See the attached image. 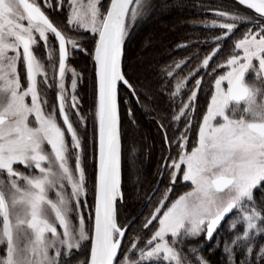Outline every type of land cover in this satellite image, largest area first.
<instances>
[{
    "label": "snow or ice",
    "instance_id": "1",
    "mask_svg": "<svg viewBox=\"0 0 264 264\" xmlns=\"http://www.w3.org/2000/svg\"><path fill=\"white\" fill-rule=\"evenodd\" d=\"M44 3L53 6L49 0ZM238 3L252 10L251 14L217 12L218 17L233 22H210L226 31L211 38L215 47L187 75L172 80L191 56L160 69L164 81L160 91L170 85L173 89L166 93L171 114L165 111L152 118L163 130L167 151L162 145L156 168L159 178L146 186L137 163L135 137L139 126L135 105L150 111L151 90L137 79L134 69L124 70L123 57L133 28L151 14L155 5L151 0H109L105 10L102 0H88L87 4L69 0L67 24L73 31H90L94 40L89 55L94 63L95 111L89 137L76 95L82 77L71 69L70 98L64 84L71 53L88 51L83 48V40L66 35L36 0H0V245L5 253L0 264H64L74 250L89 244L90 255L77 264H192L183 251L184 245L203 236L204 242L215 237V247H220L221 238L216 233L230 216L226 229L229 236L224 238L222 249L225 264H264V244L256 245V240L264 236V0ZM55 7L62 8L63 0ZM199 23L209 25L208 21ZM240 24L251 27L234 41L231 54L213 67L210 62L223 50L220 42L230 38ZM37 34L45 44L49 62L54 55L49 34L58 42V114L55 106L45 110L47 101L38 91V75L43 73L47 79L48 73L33 50L38 44ZM192 43L186 41L177 48ZM21 60L26 69V86L18 71ZM201 69L215 79L198 122L197 138L189 150L188 133L193 127L203 76L196 78L191 88L186 82ZM217 70H221L219 75ZM121 84L128 90L123 102L131 127L128 182L136 197L144 190L139 212L145 207L148 210L139 231L133 227L139 212L126 214L125 222L120 221L127 203ZM184 91L190 92L186 100ZM141 95L148 98V103L141 101ZM70 109L75 110L78 124L83 125L80 131L70 119ZM58 117H62V124ZM184 121L187 123L183 130L178 126L172 129L173 133L179 132L172 139L168 130ZM88 139L93 141L96 165L94 218L93 205L86 198ZM17 164H22L25 171L19 170ZM165 178L168 184L161 192ZM181 182L187 190L173 198L175 185ZM84 209L89 210L87 218ZM149 229L151 235L144 239L142 233ZM129 230L134 235L125 247ZM201 246L189 245L188 253H199ZM196 261L210 264L203 255H196Z\"/></svg>",
    "mask_w": 264,
    "mask_h": 264
},
{
    "label": "trees",
    "instance_id": "2",
    "mask_svg": "<svg viewBox=\"0 0 264 264\" xmlns=\"http://www.w3.org/2000/svg\"><path fill=\"white\" fill-rule=\"evenodd\" d=\"M103 1V0H102ZM105 2V1H104ZM109 2V0H108ZM225 3L230 5L233 1L231 0H152V3L155 5L154 10L148 15L145 19L140 21L132 30L130 37L127 39L125 44V53L123 57V66L124 70L127 72L129 71V67L134 69V74L138 80L142 81L144 86L148 87L151 96V103H150V111H144L139 105H135L136 110L139 111L140 115L142 114L147 121L140 120V127L138 129V134L136 135L135 139L138 143V161L140 163V174L142 177V181L144 185L154 184L156 179H158V174L156 172L157 168V161L158 158L161 156V147L163 145V130L158 128L157 120L153 119L152 117H157L158 113H163L168 111L171 114V107L172 105L169 104V99L167 96V92L172 91L171 85L164 90V92L160 91L161 85L164 83L163 79H161V72L160 69L169 64H174L176 61L184 59L187 56H191V58L182 66V68L177 71L176 75L172 78L173 82L176 78L182 77L186 74L192 67L194 63H197L200 60L199 51L197 50L200 46H197V43H192L189 47H184L181 49L175 48L178 44L184 43L186 41H191L192 39L196 38H208L215 36V31L212 29H205L201 26H198L197 23L203 19V14L198 13L199 9L204 7V5L209 4L212 6L214 3ZM202 5V6H201ZM210 6V7H211ZM165 7L163 11L161 8ZM208 7V6H207ZM162 12V13H161ZM60 19L59 21L62 22L61 25H58L57 22L50 16V20L60 28L64 33H66L65 28L63 27L65 22H67V15L66 12H59ZM180 19V21L175 22L170 29L166 30L164 28L159 29L160 23L168 22V20L172 19ZM58 19V18H57ZM196 22V23H194ZM57 23V24H56ZM60 24V22H59ZM153 32V43L151 45L150 54L148 57L147 68H145L142 72L137 71L135 67V59L138 55V52L141 49V45L143 40L148 36L147 34H152ZM52 36L53 43V50L56 46V40L54 36ZM76 36L83 40V48H87L88 51L85 52L81 51H74L68 61H75V67L82 72V80L80 86L78 87V94L80 95L81 99V108L83 112H86L90 115V113L94 109L95 104V96H94V63L92 60L91 55L89 53L94 48V40L91 39L92 34H88L87 32H77ZM206 43V42H205ZM207 44L212 46L207 41ZM197 46V47H196ZM209 46V47H210ZM195 47V48H194ZM229 41L224 42L223 50L219 52L218 55L215 56L212 62V66L214 67L217 62L221 59H226L229 55ZM208 48L203 47L201 51L205 53ZM225 52L226 54L222 55ZM47 67H49L48 73H50L51 79L53 77V71L56 69V54L54 50L53 60L49 62L47 60ZM55 64V65H54ZM191 67V68H190ZM86 72V79L84 80L83 74ZM55 74V72H54ZM86 82V83H85ZM205 85V86H204ZM211 86H208V82L203 83L202 89H200V96L198 97V104L197 106L203 107L205 101L208 99L206 93L211 91ZM42 91V96L47 98V103L50 104H57L55 88L52 87L51 89L48 88H40ZM128 90L121 85L120 87V103H121V118H122V126L126 130V135L124 137V145H125V164H124V173H123V182H124V192H125V200L126 206L120 213V221L121 223L125 222V215H136L141 206L142 200L144 199V190H142L139 194V197H136L133 188L130 186L128 182V168H127V151L128 145L131 138V127L129 125V121L127 118L126 111L123 109L124 102L123 97ZM141 101H143L142 96L140 97ZM86 102V103H85ZM145 103H148L146 101ZM126 108V107H125ZM92 110V111H91ZM73 112V111H72ZM85 114V113H84ZM138 113L136 112V117ZM139 117V116H138ZM158 118V117H157ZM151 121V122H148ZM146 122V123H145ZM167 124V121H165ZM177 126L173 124L171 128L168 130V134L172 139H175L178 132L173 133L172 129H175ZM180 128V127H179ZM90 132V131H89ZM91 134V133H90ZM90 134H87L90 137ZM90 145L91 139H88L87 142V149H86V158L88 161V156L90 152ZM165 152L167 151V146L163 145ZM168 179H164V183L160 185V188L167 186ZM150 191V189H148ZM187 190L186 186L179 185L177 183L174 189V196L179 195L180 193ZM159 195V194H158ZM257 198H259V192H257ZM147 211V207L145 209ZM232 217H228L223 222V227L220 229L219 232L216 233V236L221 238L220 247H215L216 245V238L214 237L211 242H204V237L201 236L199 239H191L189 240L183 248L184 253L188 254V259L192 261V264H197L196 255H203L210 264H225L226 257L224 256L222 249H223V242L224 238L229 236L227 232V227L229 221ZM143 221V213L139 215V219L136 221V224L133 226L137 231H139L141 227V222ZM242 231V229H240ZM134 233L132 230H129L127 233L128 236H133ZM125 236V237H126ZM144 239H147L149 236V231H144L142 233ZM130 238H124V242H129ZM260 244H264V236H260L256 240L257 247ZM189 245L192 246H201L200 251L197 254H190L188 253ZM237 260L240 259V253L237 252ZM84 260L88 257V245L84 248L80 249L76 255L74 256ZM73 258V257H71ZM69 261V260H68ZM73 264V262L71 263Z\"/></svg>",
    "mask_w": 264,
    "mask_h": 264
},
{
    "label": "rangeland",
    "instance_id": "3",
    "mask_svg": "<svg viewBox=\"0 0 264 264\" xmlns=\"http://www.w3.org/2000/svg\"><path fill=\"white\" fill-rule=\"evenodd\" d=\"M31 1V0H30ZM105 1V2H104ZM231 1H233L232 3H230V5H228V4H225V3H214V4H212V6H211V8H208L207 9V5L209 6V4H207V5H204V7H202V8H200L199 9V11H205V10H209V15H208V17L207 18H203V19H201L199 22H202V21H208L209 22V25L206 27V26H204V25H202V24H200L199 22L197 23V25L198 26H203V27H205V29H212V30H214L216 33H215V36H219V35H221L222 34V31H226L225 29H221L218 25L217 26H215V27H213V26H211V24H210V22L212 21V20H218V21H220V22H222V23H232L233 21H231V20H229V19H225V18H222V17H218L217 15H216V13L217 12H220V11H229V12H240L241 14H251V10H248V9H246L244 6H241V5H239V3H238V1L237 0H231ZM36 2L37 3H40V5H41V8H42V10L43 11H45V13L50 17H52L53 19H54V21L55 22H57L58 23V25H61L62 24V22L61 21H59V19H60V16H59V12L60 11H64V12H66V15H67V17H68V13H69V0H63V7L62 8H56L55 7V4L56 3H59L60 2V0H49V3H51L53 6L52 7H48L47 5H45V3H44V0H36ZM83 2L85 3V4H87V2H88V0H83ZM151 2H152V0H151ZM102 3L104 4V6H105V10H106V6H107V4L109 3L108 2V0H103L102 1ZM202 6V5H201ZM164 8L165 7H162L161 8V11H163L164 10ZM162 13V12H161ZM58 18V19H57ZM177 21H180V19L178 18V19H176V18H174V19H172V20H168V22H163V24H161L160 23V25H159V29H162V28H164L165 30H166V28L167 29H170V27H172L173 26V24H175V22H177ZM59 22H60V24H59ZM24 23H27V21H24ZM56 23V24H57ZM66 24H64L63 25V27H66L65 28V34L66 35H68V36H71V37H76V38H78L77 36H76V31H73V30H71V27L67 24V22H65ZM248 27H251V25H248V24H240L239 26H238V28L234 31V33L230 36V38H227V39H225V40H223V41H221L220 43H222V45L224 44V42H226V41H229V43H230V47H229V54H231V47L233 46V44H234V41L236 40V39H238V38H241V36H242V33L248 28ZM79 32H87L88 34H92L90 31H87V30H80ZM50 35V40H49V44L50 45H52V47H53V43H55L54 41H52V36H51V34H49ZM148 36H146V38L143 40V43H142V45H141V49H140V51L138 52V55L136 56V59H135V69L137 70V71H139V72H142L145 68H147V62H148V57H149V52H150V47H151V45L150 44H152L153 43V32H152V34H147ZM215 36H213V37H215ZM208 38H210V37H208ZM212 38V37H211ZM211 38L209 39V41L208 42H210V43H212L211 42ZM37 39H38V44L36 45V46H33V50H34V52H35V54L37 55V57L41 60V62L42 63H44V65H45V71L48 73V68L49 67H47V60H48V52H47V49L45 48V44H44V42L43 41H40L39 40V37H38V34H37ZM56 46H57V44H56ZM215 47V43H212V46H210L207 50V54L209 53V52H211V50H212V48H214ZM211 48V49H210ZM55 54H56V60H57V62H56V69H55V71H53V77H54V79H51V77H50V73H48V76H47V79L45 78V76L43 75V73H41L40 75H38V77H37V82H38V91H39V93H40V96H41V99L42 100H46L47 101V98H44L43 96H42V91L40 90V88H48V89H51L52 87H54L55 88V93L57 94V91H58V86H57V81H58V48L57 47H55ZM53 50V51H54ZM21 52H22V49H21ZM74 52V51H73ZM72 52V53H73ZM71 53V54H72ZM206 54V55H207ZM224 54H226L225 52H223L222 53V55H224ZM70 58V57H69ZM224 59V58H223ZM223 59H221L219 62H217V63H220ZM55 65V64H54ZM66 65H67V67H68V70L66 71V74H65V78H64V84H65V88H66V90H67V93H68V95H69V98H70V96H71V93H72V89H71V82H72V72H71V69H75V71H76V73L77 74H79L81 77H82V72L79 70V69H77L76 67H75V65H76V62L75 61H71V62H69L68 60H67V62H66ZM191 68V67H190ZM193 68H191L189 71H191ZM224 70H226V69H224ZM18 71L21 73V75H22V83L26 86V69L24 68V66H23V64H22V60H21V62H18ZM188 71V72H189ZM218 71V74L217 75H219L220 74V71L221 70H217ZM54 72H55V74H54ZM187 72V73H188ZM187 73L186 74H184L183 76H185V75H187ZM83 76L85 77L84 78V80L86 79V72L83 74ZM180 78V77H179ZM177 79V78H176ZM175 79V80H176ZM215 79V78H214ZM81 82H83V80L81 79V80H79L78 81V85H77V89H76V95L80 98V95L78 94V87L80 86V84H81ZM86 83V82H85ZM187 83V87L188 88H191L192 87V85H194V84H192V82L190 83V82H186ZM212 88V87H211ZM185 92H187L186 94H185V96H184V93ZM188 92L189 91H184L183 92V99H187V96L188 95H190V92H189V94H188ZM142 96V98H143V102H146V101H148V98L147 97H145V96H143V95H141ZM28 99V102L30 103V97H28L27 98ZM69 102H70V99H69ZM179 102V98H177V103ZM86 103V102H85ZM81 104H82V102H81V99H80V114L81 115H83V116H85V118H86V120H87V128H88V133L87 134H90V137L92 136V131H93V121H94V111H95V104H94V109H93V111L90 113V115L89 114H87L86 112H83V110H82V106H81ZM53 106H55V108H56V111H57V114H58V108H59V102H57V104H52L51 106H50V104H46V105H44V107H45V110L46 111H51L52 110V108H53ZM126 105L124 104V107H123V109L126 111ZM73 111V112H72ZM74 112H75V110H73V109H70V112H69V115H70V119L73 121V124H74V127H77V129H78V131H80L81 129H82V127H83V125H81V124H78V117L74 114ZM136 112L138 113V115H137V124H138V126L140 127V120L142 119V120H144V121H147L146 120V118L141 114L140 115V113H139V111L138 110H136ZM85 113V114H84ZM126 114H127V112H126ZM139 116V117H138ZM58 122H60L61 124H62V117H58ZM148 122H151V121H148ZM146 123V122H145ZM185 123H187V121H184V122H182V123H180V129L181 130H183L184 129V126H185ZM63 126V125H62ZM175 126H178L179 127V124L177 125V124H175ZM64 127H66V126H64ZM90 131V132H89ZM179 134V133H178ZM81 135H84V133L81 131ZM67 139H68V142H69V144H70V142H71V137H70V134H68L67 135ZM193 140V139H192ZM191 139H189V145H188V148H189V150H190V148L192 147V146H194V142L192 141ZM88 142V141H87ZM88 147H87V144H86V149H87ZM173 149H174V151H173V154L175 155L176 154V152H175V146H173ZM74 163V162H73ZM85 163H86V176H87V178H88V184H87V188H88V193H87V201H88V203L90 204V205H93V209H92V216H93V212H94V191H95V189H94V180H95V168H96V165H95V159H94V149H93V141L91 140V145H90V152H89V156H88V161H87V158H86V153H85ZM137 163H138V165L140 166V163H139V161H138V159H137ZM17 167L19 168V170H21V171H25V167L22 165V164H17ZM140 168H141V166H140ZM167 179V178H166ZM168 182V181H167ZM190 186V185H189ZM166 187V186H165ZM165 187H163L162 189H161V192L163 191V189L165 188ZM68 191H70V188L68 189ZM50 195L54 198L55 197V191H52L51 193H50ZM173 198H175V197H173ZM82 200L84 199V197H82L81 198ZM88 212H89V210L88 209H84V214H85V217L87 218V215H88ZM141 213H143V219H144V217H145V215H147L148 214V210L146 211V210H144L143 212H139V215L141 214ZM233 215H235V213H233ZM231 217V216H230ZM72 219H73V221L74 222H76V217H75V215H73V217H72ZM58 231H60V232H62V229H60L59 228V226H58ZM147 231V230H146ZM149 231V236L151 235V231H152V229H149L148 230ZM125 238H131V236H126ZM124 244H125V247H127L128 246V244H129V242L127 241V242H124ZM3 247L4 246H2V245H0V257H2L5 253H4V251H3ZM78 251H76V250H74V254H73V258H71V259H68V260H65L64 261V264H71L72 262H73V264H77V261H80L81 259L80 258H78V257H76V259H75V255H76V253H77ZM90 255V244L88 245V256ZM63 259V258H62Z\"/></svg>",
    "mask_w": 264,
    "mask_h": 264
},
{
    "label": "flooded vegetation",
    "instance_id": "4",
    "mask_svg": "<svg viewBox=\"0 0 264 264\" xmlns=\"http://www.w3.org/2000/svg\"><path fill=\"white\" fill-rule=\"evenodd\" d=\"M207 5V4H206ZM208 6V5H207ZM211 5H209L208 7H207V9L208 8H211L210 7ZM198 13H200V14H203V17L202 18H207L208 17V13H209V10H205V11H198ZM201 27H203V26H201ZM203 28H205V27H203ZM55 38V37H54ZM211 38V37H210ZM210 38H194V39H192L191 41H193V43H197L198 45L197 46H200V48H198L197 50L199 51V56H200V60L197 62V63H194L193 64V69L196 67V65L198 64V63H200V61L203 59V57L207 54V51L205 52V53H202L201 54V51H200V49L202 50L203 49V47H205V48H209V44H207V42L206 41H209V39ZM206 42V43H205ZM210 43V42H209ZM56 44H57V42H56ZM181 44H183V43H181ZM181 44H178V45H181ZM211 44V43H210ZM196 46V47H197ZM57 48H58V46H57ZM175 48H177V46L175 47ZM184 48V47H183ZM195 48V47H194ZM178 49V48H177ZM179 49H181V48H179ZM211 49V48H210ZM212 62H213V60L210 62L211 63V65H213L212 64ZM59 65V64H58ZM57 65V66H58ZM208 71H211V68H209V70ZM216 74H218V71H217V73ZM200 76H203V83L205 82H208V86L210 87L211 86V84H212V82L214 81V78H215V76H212L211 78H209L207 75H204V73H203V70L201 69L200 71H199V73L196 75V76H194L193 78H191L188 82H192V84H195V79L196 78H199ZM203 83H202V86H201V88L200 89H202V87H203ZM192 86H194V85H192ZM205 86V85H204ZM200 89L198 90V97L200 96V94H201V92H200ZM187 92H185L184 93V96H185V94H186ZM188 94H189V92H188ZM209 95V96H208ZM210 95H211V91H209L208 93H206V96H208V99L210 98ZM208 99L205 101V104H204V106L203 107H199V106H197V104H198V99H197V101H196V112H195V114L193 115V117H192V119H193V127L191 128V131L188 133V135H189V139H193L192 141L194 142L195 140H196V133H197V131H198V127H199V120L200 119H202V116H203V112L206 110V107H207V102H208ZM179 127H180V123H179ZM179 133V132H178ZM179 134H177V136H178ZM167 146V145H166ZM162 162V161H161ZM179 185H182V186H184L183 185V182H181V183H179Z\"/></svg>",
    "mask_w": 264,
    "mask_h": 264
},
{
    "label": "water",
    "instance_id": "5",
    "mask_svg": "<svg viewBox=\"0 0 264 264\" xmlns=\"http://www.w3.org/2000/svg\"><path fill=\"white\" fill-rule=\"evenodd\" d=\"M238 1V0H237ZM31 2V1H30ZM252 11V10H251ZM57 42V41H56ZM57 46H58V42H57ZM67 62V61H66ZM58 71H59V65H58ZM122 85V84H121ZM123 86V85H122ZM159 178V177H158ZM93 218H94V212H93Z\"/></svg>",
    "mask_w": 264,
    "mask_h": 264
}]
</instances>
